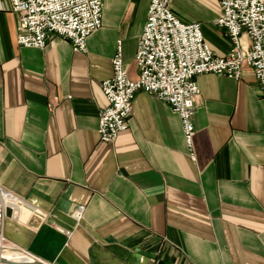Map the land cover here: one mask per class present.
Segmentation results:
<instances>
[{"label": "crops", "instance_id": "crops-1", "mask_svg": "<svg viewBox=\"0 0 264 264\" xmlns=\"http://www.w3.org/2000/svg\"><path fill=\"white\" fill-rule=\"evenodd\" d=\"M151 2L106 0L81 53L61 38L43 50L19 46L18 16L0 0V185L24 202L4 234L46 264H264V94L249 66L240 79L197 78L196 162L179 115L145 91L129 129L115 144L100 141L101 84L114 75L119 40L138 78ZM170 8L201 24L218 55L230 52L216 25L220 0Z\"/></svg>", "mask_w": 264, "mask_h": 264}, {"label": "built area", "instance_id": "built-area-1", "mask_svg": "<svg viewBox=\"0 0 264 264\" xmlns=\"http://www.w3.org/2000/svg\"><path fill=\"white\" fill-rule=\"evenodd\" d=\"M171 0H152L137 46L135 62L139 70L133 80L123 57V42L117 43L112 63L114 75L101 84L108 105L99 115V138L115 144L129 129L136 94L145 91L166 102L181 119L187 152L196 162L194 116L201 96L197 78L205 74L240 79L249 66L264 94V0H220L216 25L225 30L231 50L218 55L206 42L201 24H187L170 8ZM18 16L17 43L21 47L45 49L55 38L72 44L74 52H87V40L103 26L106 0H10ZM249 43L245 45L243 38ZM52 108V105L49 104ZM24 205L0 185V250L25 258L4 234L7 210L12 214ZM84 208L73 214L83 218ZM69 235L71 233H68ZM38 260V259H37Z\"/></svg>", "mask_w": 264, "mask_h": 264}, {"label": "bare ground", "instance_id": "bare-ground-1", "mask_svg": "<svg viewBox=\"0 0 264 264\" xmlns=\"http://www.w3.org/2000/svg\"><path fill=\"white\" fill-rule=\"evenodd\" d=\"M7 254V255H6ZM0 256L1 257H3V258H6L7 259V257L8 256H11L12 258L13 257H16V259H18V261H20V262H26V263H28V264H35L36 263V261L35 260H33V259H31V258H25V257H22V255H11L10 253H8V252H5V251H0ZM10 257V258H11Z\"/></svg>", "mask_w": 264, "mask_h": 264}, {"label": "water", "instance_id": "water-1", "mask_svg": "<svg viewBox=\"0 0 264 264\" xmlns=\"http://www.w3.org/2000/svg\"><path fill=\"white\" fill-rule=\"evenodd\" d=\"M11 215H12V211L10 209L7 210V217H9ZM35 261H36L35 264H46V263H44L42 261H39V260H35ZM0 264H28V263L20 262V261L15 262V261H11V260H8V259L3 258V257L0 256Z\"/></svg>", "mask_w": 264, "mask_h": 264}, {"label": "rangeland", "instance_id": "rangeland-1", "mask_svg": "<svg viewBox=\"0 0 264 264\" xmlns=\"http://www.w3.org/2000/svg\"><path fill=\"white\" fill-rule=\"evenodd\" d=\"M1 251V250H0ZM10 254H12V253H10Z\"/></svg>", "mask_w": 264, "mask_h": 264}]
</instances>
